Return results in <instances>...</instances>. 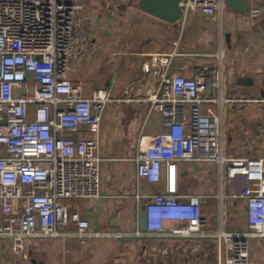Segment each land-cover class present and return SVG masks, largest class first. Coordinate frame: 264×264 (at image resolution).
<instances>
[{
  "label": "built area",
  "instance_id": "built-area-1",
  "mask_svg": "<svg viewBox=\"0 0 264 264\" xmlns=\"http://www.w3.org/2000/svg\"><path fill=\"white\" fill-rule=\"evenodd\" d=\"M90 0H0V239L21 256L26 239L59 238L61 229L73 225L83 237L89 222L67 200L100 198L101 173L98 133L105 105V90L87 96L80 83L67 78L72 59L95 56L88 23ZM108 14L130 0H100ZM224 0H181V19L192 13L214 16ZM219 72L199 67L193 77L162 74L150 100L161 115V129L144 146L139 140L132 158L137 179L164 187L152 195H136L141 203L146 231L111 233L116 239L174 240L149 250V261L167 264H206L198 240L222 237L228 241L230 264L249 263V238L264 237V160L225 158L221 145L219 110L201 104L219 89ZM239 95V94H237ZM226 102H242L237 97ZM86 127L94 139L59 136L65 130ZM188 162H214L221 176L243 183L238 195L245 199L247 233L203 231L205 197L178 194L177 166ZM168 221L184 225L166 228ZM195 241L184 256L185 243Z\"/></svg>",
  "mask_w": 264,
  "mask_h": 264
},
{
  "label": "crops",
  "instance_id": "crops-1",
  "mask_svg": "<svg viewBox=\"0 0 264 264\" xmlns=\"http://www.w3.org/2000/svg\"><path fill=\"white\" fill-rule=\"evenodd\" d=\"M88 17L96 55L72 59L67 78L80 83L87 96L101 89L111 99L98 133L100 198L66 201L78 206L81 217L89 222L88 232L79 237L75 227L68 225L59 238L26 239L21 256L12 254L8 240L0 239V264H153L149 250L167 246L172 251L171 239L142 240L132 235L116 239L111 234L139 229L135 196L152 195L164 187V181L154 185L137 179L132 161L139 140L144 137L146 146L161 129L160 111L150 100L164 73L191 78L199 67L219 72V89L209 93L216 103H203L201 109L204 105L220 112L223 156L264 160V0H244L243 12L224 5L214 16L195 12L175 23L143 13L132 2L110 15L100 0H90ZM232 97L242 102H226ZM59 136L96 137L86 127L65 130ZM177 184L181 196L205 197L203 231L248 232L246 200L236 196L243 183L221 176L217 163H179ZM209 200L215 207L214 219L204 209ZM182 225L179 221L164 224L166 228ZM248 242V264H264V237H251ZM195 243H185L184 256ZM198 243L206 264H230L226 239L205 237Z\"/></svg>",
  "mask_w": 264,
  "mask_h": 264
},
{
  "label": "water",
  "instance_id": "water-1",
  "mask_svg": "<svg viewBox=\"0 0 264 264\" xmlns=\"http://www.w3.org/2000/svg\"><path fill=\"white\" fill-rule=\"evenodd\" d=\"M181 0H137L135 7L150 16L165 21L175 23L181 19ZM225 5L231 6L238 12H243L244 0H224ZM139 230L146 231V214L144 204L140 205Z\"/></svg>",
  "mask_w": 264,
  "mask_h": 264
},
{
  "label": "rangeland",
  "instance_id": "rangeland-1",
  "mask_svg": "<svg viewBox=\"0 0 264 264\" xmlns=\"http://www.w3.org/2000/svg\"><path fill=\"white\" fill-rule=\"evenodd\" d=\"M132 2V5L135 6V4L137 3V0H130V3ZM202 113H205L206 109L204 108V105H202ZM204 209L209 213V215H212V219H214V217L216 218V213H215V207L212 204V201L209 200L208 203L204 206ZM225 223H226V216H225Z\"/></svg>",
  "mask_w": 264,
  "mask_h": 264
}]
</instances>
